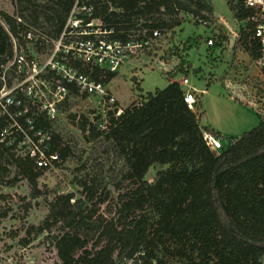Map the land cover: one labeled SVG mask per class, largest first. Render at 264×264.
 Here are the masks:
<instances>
[{
	"label": "trees",
	"instance_id": "obj_1",
	"mask_svg": "<svg viewBox=\"0 0 264 264\" xmlns=\"http://www.w3.org/2000/svg\"><path fill=\"white\" fill-rule=\"evenodd\" d=\"M31 11L35 25L43 19L44 32L57 40L76 0H17ZM80 6L91 7L90 15L83 13L85 24L99 21L110 42H125L133 29H147L160 33L179 25L173 19L176 13L188 14L199 20H212L209 0H80ZM236 21L249 17L243 0L228 1ZM163 16L169 18L163 19ZM17 18L2 14L0 24V73L11 62L15 50L12 40L22 41L25 29L20 15ZM250 24L240 34L239 45L255 61L257 42L252 39ZM72 65L103 85L116 76L105 69L89 72L69 56ZM13 67V66H12ZM77 93L73 85L67 86ZM15 99L23 100L21 93ZM7 114H0V135L9 130L18 141L15 124L28 137L33 133H50L52 121L27 113L18 116L22 106L9 105ZM119 116L108 113L106 130L100 131L83 118L80 132L87 142L99 141L113 148L116 160L121 162L114 188L121 191L117 197L115 216L106 218L89 203L96 195L99 178L82 183V194L56 195L49 205V215L37 228L36 235L49 229L48 221L66 220L72 232L54 237L57 258L61 264H116L125 255L145 247L159 264H262L264 255V115H258L257 126L238 138H224L207 127L208 132L227 145L220 151H211L203 141L196 115L183 101V91L176 82L148 94L140 104H132ZM31 123V126L28 124ZM29 127L33 129L30 131ZM53 136L46 154L67 157V148L59 147ZM6 143V142H5ZM103 145V146H104ZM15 145L6 148L0 144V176L7 172L5 163L16 175L26 180L32 192L37 189L39 172L28 156L12 153ZM158 166L154 180L144 178L150 168ZM124 183L129 187L121 188ZM13 185V182L10 184ZM9 186V184H8ZM121 186V187H120ZM124 187V186H123ZM74 200V203L71 201ZM105 197L99 199L103 203ZM152 212L155 218L147 216ZM79 230L97 234L106 244L99 249L95 243L87 248V240ZM28 240H21L23 246ZM116 256V262L114 257Z\"/></svg>",
	"mask_w": 264,
	"mask_h": 264
},
{
	"label": "rangeland",
	"instance_id": "obj_2",
	"mask_svg": "<svg viewBox=\"0 0 264 264\" xmlns=\"http://www.w3.org/2000/svg\"><path fill=\"white\" fill-rule=\"evenodd\" d=\"M36 2L35 4H42V0ZM209 4L212 8V20L207 21L208 25H202L188 14L176 13L172 18L178 20V26L161 32V36L153 39L142 54L126 61L118 69L108 87L115 101L113 104L81 91L77 93L69 91L63 101L53 103L55 87L60 84L59 78L45 73L41 74L37 81H32L26 74L24 78L20 76L11 63L18 57L19 48L26 51L22 52L26 62L46 61L51 57L60 62L59 52L56 56L51 52L56 40L44 32L41 17L35 25L32 24V7L30 10V7L18 3L17 0H0V24L4 26L3 13L17 19L22 15L21 21L25 28L20 35L23 43L12 40L15 50L13 60L2 67L0 99L27 81L28 85L33 86L34 93L30 97H25L24 110L31 118L43 114L46 108L47 110L50 107L55 108L48 135L57 136L58 146L67 148L66 158L61 159L58 156V161L48 169H37L40 175L35 192H32L26 180L16 175L10 163H5L8 165L7 172L0 176V264H61L56 255L54 237L65 231L72 232V228L66 226V220L53 222V219H50L48 231L40 235H36L30 228H37L46 220L49 205L56 195L73 194L74 199H79L82 194L81 184L90 183L95 177H100L99 184L89 208L96 209L106 218L115 216L118 207L117 197L121 191L114 188L113 182H118L116 172L122 164L116 160L113 148L104 144L103 146L100 140L92 143L86 141L79 129L83 118L97 130H106L108 113L115 112L114 116H117L116 109L124 110L132 104H140L147 99L148 93L165 88L164 82L168 81L164 79L166 76L174 78L181 73L198 92L205 89L206 84L212 83L215 76L221 80L229 76L230 80L241 86L240 90L244 89L245 99L232 94L233 99L230 100L228 95L232 92L224 90L218 84H214L203 96L197 93L194 112L202 129L205 130L209 124L222 136L238 138L257 126L258 115H264V83L258 77L260 70L255 61L249 59L238 42L240 34L247 32V24L234 19L228 7V0H209ZM80 12L76 9L73 16H80ZM215 14L222 18L221 22H218ZM168 18L169 16H163V19ZM100 24L99 21H94L91 31L103 33ZM27 31L33 34V41L28 42L24 39ZM147 32L145 28L133 29L130 30L129 36L143 37ZM104 38L107 40V37ZM208 38H212L213 45H207ZM67 42L70 44L72 40L69 39ZM226 52H233V55L228 56ZM132 61L136 62V66L130 72ZM65 63L67 66L63 64L64 66H70L69 68H75L82 73L68 59ZM142 64L151 66L155 73L151 81L149 74L145 73L138 86V79L132 76L138 70L142 71ZM137 77L139 78L138 75ZM11 93L12 98L16 97L15 92ZM5 134L9 135V142L5 147L15 145L12 149L15 155L25 156L34 145H37L26 135L18 134L17 141L11 137L9 130ZM226 145L224 141L223 146ZM158 169V166L150 168L144 179L151 183ZM12 182L13 185H10ZM127 187L129 185L124 183L121 188ZM102 197H105V201L99 203ZM71 203H74V200ZM147 216L152 220L155 218L152 212L147 213ZM78 234L87 240L88 249L95 243H98L95 250L106 244V241L100 239L97 234L85 233L82 230H79ZM21 240L29 242L23 246ZM170 264L182 263L171 261Z\"/></svg>",
	"mask_w": 264,
	"mask_h": 264
},
{
	"label": "built area",
	"instance_id": "obj_3",
	"mask_svg": "<svg viewBox=\"0 0 264 264\" xmlns=\"http://www.w3.org/2000/svg\"><path fill=\"white\" fill-rule=\"evenodd\" d=\"M79 2L80 0L75 1L70 15L66 20L63 31L54 43V49L51 51L54 52V56H56V53L59 52L58 56L61 60L60 62L53 57L46 61L30 60L29 62H26L22 56V52L26 51L19 48L18 57L13 60L11 65L15 70H17L20 76L24 78L26 74L30 76L29 79H32V81H37L40 78V75L45 73H49L50 75H54L59 78L60 84L55 87V100L52 101L53 103L63 101L70 91L67 86L73 85L77 88V91H81L91 96L95 95L101 99H106L107 103L113 104L115 102L114 98L110 95L107 87L92 79L89 74L87 75L83 72L81 73L76 71L75 68H69L70 66L66 67L67 63H65V61L67 60V57L65 56H69L74 62H78L81 67L87 68L89 72H93L94 69L98 68L105 69L110 73H116L126 61L132 60L142 54L143 51L151 44L153 39L161 36V33L159 31H153L151 36L144 35L143 37L130 35L128 36V40L125 42H110L104 38L106 32L97 33L91 31V29H93L91 27L94 21H90L85 24L81 15L83 13L90 15L92 8L80 6ZM77 5H79V7H77ZM243 6L244 9L249 12V17L244 20V22H246V24H250L252 39H254L258 45V56L255 60V65L260 70L259 79L264 83V0H243ZM76 9H79L81 14L80 16L78 15L77 17H74L73 14ZM192 18L204 26L208 25L206 20H199L196 17ZM33 37L34 36L30 31H27L24 35V39L28 42L33 41ZM69 39L72 40V43L70 44L67 42ZM207 45H213L212 38L207 39ZM63 64H66V66ZM26 69L28 70L27 72ZM177 84L185 87V90H183V101L187 107L193 111L194 105L197 104L196 93H198V91L190 85L187 78L182 79ZM17 91L24 96L23 100H17L15 99V96L13 98L11 97V92L17 93ZM11 92L0 99V114H7L6 107L9 105H21L23 110L17 115H26L28 112L24 110L23 103L25 97H30L34 93L33 86L28 85L27 81H25L24 85L18 86ZM50 109L47 110L46 108L43 115L47 120L52 121L54 117L52 113L55 112V108L53 109L50 107ZM120 113L121 111L118 110L116 115L119 116ZM28 124L31 126L30 122H28ZM13 127H16V131L19 130L18 133L20 135L28 136L27 133L19 126L14 124ZM32 129V127H29L30 131ZM201 130L203 134V141L211 151L217 152L224 148L223 141L221 139L205 132L202 128ZM5 133L6 131H3L0 135V144L4 143V145H6L9 142V135L5 136ZM28 138L32 141V143H36L37 145H34V147L28 151L25 156H28L33 161L36 169H48L53 163L58 161V155L56 153H51L49 155L46 154V151L49 149V142L51 139L48 134L44 135L39 131H35L33 133V138L36 140H33L30 137ZM114 261L116 262V256L114 257ZM116 264H159V261L158 259L150 256L149 251L142 246L135 252L120 258Z\"/></svg>",
	"mask_w": 264,
	"mask_h": 264
},
{
	"label": "crops",
	"instance_id": "obj_4",
	"mask_svg": "<svg viewBox=\"0 0 264 264\" xmlns=\"http://www.w3.org/2000/svg\"><path fill=\"white\" fill-rule=\"evenodd\" d=\"M213 7V6H212ZM214 9V8H213ZM215 13V12H214ZM215 17H216V19L218 18V22H221L222 21V18L221 17H218L216 14H215ZM226 54L228 55V56H231V55H233V52H226ZM245 54H246V52H245ZM149 64V63H148ZM161 64V63H160ZM147 65V64H146ZM131 66V69H130V72L131 71H133L134 70V67L136 66V62L135 61H132V64L130 65ZM142 66V71L141 70H138L137 71V73H134L133 75L134 76H132V77H134V78H137L138 79V81H137V83H138V86H140V82L139 81H141V79H142V77H143V75L145 74V73H148L149 74V81H151L152 80V76L154 75V71H152L151 70V66H145L144 64H142L141 65ZM136 69H139V68H136ZM137 75L139 76V78L137 77ZM258 77H259V71H258ZM180 78H182V79H184L185 77L180 73L177 77H170V76H166L164 79H168V81H166L165 80V87L169 84V83H172V82H177V83H179L182 79H180ZM214 81H212V83H210V84H206V88L205 89H201L202 91H200V92H198V94H200V95H204V94H207V91L214 85V84H218V85H220L221 87H223L224 88V90L226 89V90H230L232 93H229V98H230V100H232L233 98H232V94L234 95V96H238L239 98H244L245 99V94H244V89H243V91L242 90H240L241 89V86H239V85H237L236 83H234L232 80H230L229 79V76L228 77H226V79L225 80H221V79H219V77L217 76H215L214 77ZM108 87H109V84H108V86H107V89H108ZM139 89H140V87H138ZM180 88H181V90L183 91V90H185V87L184 86H180ZM156 90H158V89H156ZM155 90V91H156ZM161 90V89H160ZM154 92H151L150 94H153ZM149 94V93H148ZM197 93H196V96L198 95ZM234 100L236 101V98H234ZM194 114H195V112H194V109H193V111H192ZM200 126V125H199ZM200 128H202L201 126H200ZM208 129H210L211 131H213L214 133H217V132H215L214 131V129L208 124V127H207ZM221 135V134H220ZM222 136V135H221ZM224 138H227V137H225V136H223ZM224 142V141H223ZM262 264H264V255H263V258H262Z\"/></svg>",
	"mask_w": 264,
	"mask_h": 264
}]
</instances>
